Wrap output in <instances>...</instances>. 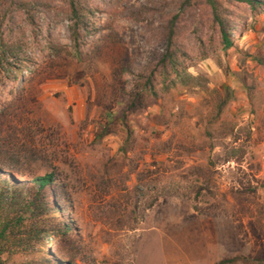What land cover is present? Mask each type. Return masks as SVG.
<instances>
[{
  "label": "rangeland",
  "instance_id": "obj_1",
  "mask_svg": "<svg viewBox=\"0 0 264 264\" xmlns=\"http://www.w3.org/2000/svg\"><path fill=\"white\" fill-rule=\"evenodd\" d=\"M88 1L80 46L66 0L57 16L0 9V44L15 28L28 56L21 74L0 69V160L22 180L56 172L63 198L26 217L4 260L264 264V7L218 0L245 28L225 48L207 0ZM174 16L181 74L159 71L133 110Z\"/></svg>",
  "mask_w": 264,
  "mask_h": 264
},
{
  "label": "trees",
  "instance_id": "obj_2",
  "mask_svg": "<svg viewBox=\"0 0 264 264\" xmlns=\"http://www.w3.org/2000/svg\"><path fill=\"white\" fill-rule=\"evenodd\" d=\"M53 0H0V9L4 16H36V13H43L47 16H57L53 11ZM68 10L64 12L67 19L71 21V37L78 43L83 36L84 30H89L88 17L93 13L92 6L88 0H66ZM237 1V0H229ZM244 1L253 10L264 7V0H239ZM192 0H186L187 5H191ZM212 6L215 13L217 24L223 34V45L225 48H232L235 45L234 36L242 34L245 30L237 20H233L218 0H207ZM154 6V5H151ZM153 8L133 9L130 11V17L140 20L141 16L148 15ZM145 10V11H143ZM178 16L169 20L166 28V53L160 58L152 73L146 77L144 90L135 92L130 105L135 110L142 106L146 91H155L156 74L163 70L164 75L172 73L181 74L183 67L179 53L181 49L176 41V27ZM236 34H235V33ZM17 30L13 28L9 39L2 38L0 44V69H8L15 73V69L23 72V65H27V55L24 52V45L17 39ZM15 75V74H13ZM19 76L15 75L17 79ZM0 160V264H8L3 255L6 253L5 244L10 237L16 235L18 226L24 222L26 217L44 218L52 209L62 211L57 202L62 203L61 187L57 182L56 172L45 173L44 175L35 176L31 179L25 177L21 179L24 172L17 166L14 158H9V162ZM27 178V179H26ZM29 179V180H28ZM57 191V192H56ZM54 192L57 195H54ZM56 197L57 200H54ZM58 213V212H57ZM57 219L59 218L56 216ZM71 231L70 224L65 221L58 223L56 229H47L46 236L51 238L68 235ZM37 235V231H31ZM34 234V235H35ZM54 245V242H51ZM57 264H73L72 262L63 263L58 261Z\"/></svg>",
  "mask_w": 264,
  "mask_h": 264
}]
</instances>
